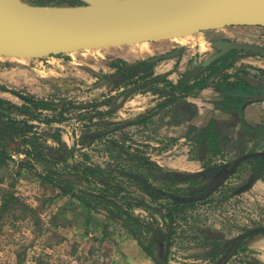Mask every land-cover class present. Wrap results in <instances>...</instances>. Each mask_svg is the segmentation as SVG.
Segmentation results:
<instances>
[{"label":"rangeland","instance_id":"obj_1","mask_svg":"<svg viewBox=\"0 0 264 264\" xmlns=\"http://www.w3.org/2000/svg\"><path fill=\"white\" fill-rule=\"evenodd\" d=\"M24 1L29 2L30 0ZM41 3L50 6L68 5V2L64 0ZM223 35L245 38L264 46V28L238 26L227 27L223 32H202L182 38L84 50L41 59L16 60L0 57V97L6 102L14 105L24 104L22 100L11 95L10 91L3 92V88L29 93L32 98L40 102L42 100L56 104L60 100L72 102L63 113H59L58 109L42 112L37 109L32 110L35 112L33 114L34 119L39 124H34L33 115L30 113L23 116L18 111L8 110L4 114H9L10 117L18 120H29L34 127L28 128L27 136L32 137L34 134H40V139H38L40 144L58 147L54 139L55 136H59L62 140L61 144L67 145L73 151L72 154L68 153L70 157L73 156L72 161H70L72 167H68L65 161L53 163L46 167L14 152L16 159L9 162L8 168L4 172L3 182H0V205L4 192H14L15 196L20 199L21 205L19 206L20 209L16 207L0 219V264H143L147 258L143 248L137 241L128 236L122 224L107 218L104 209H101L103 214H99L84 207L82 201L86 199L85 194L82 195V201L69 194H64L62 189L48 181V172L55 170L61 173L74 174L76 167L84 169L90 165L99 166L107 172L113 173V176L119 181L122 189L111 192L115 195L130 193L132 197H138L136 198L137 201H141L143 193L140 186L134 182L136 181L134 178L127 177L128 174L136 172L137 168L131 166L134 163L132 159L129 160L128 156L122 155L120 148L112 144L111 141H117L120 145L129 147L131 151L143 152L146 157L151 158L154 162L161 161L163 164L181 156L183 152L181 147L183 146L181 145L172 153L164 155L166 147L180 143L177 142L178 140L165 139V137H162L161 140L157 139L161 136L159 132L163 130L166 123L165 120L160 121L161 118L165 117L162 116L164 112L159 109L158 116L151 125L152 131L148 132L144 126L132 125L124 131L111 133L91 142L90 135L97 134L101 130L107 131L110 128L117 130L121 123L124 124V122L134 119L135 114L139 111L133 109L144 108L145 110L155 102L157 107L160 104V101L150 97L152 94L131 96L124 101L126 105L122 107L121 114H114L110 116V119L101 118L99 112L107 110V108L113 109L121 97L119 94H112L116 86L109 89L107 80L100 82L96 74L111 75L113 64L115 66L116 63L125 62V60L130 64L139 59L162 55L182 45L186 48L182 58L160 62L153 69L154 75H151L152 80H158L167 74L169 80L176 81L185 71V64L191 54L201 50L202 58L206 57L213 52L210 46L211 40ZM261 65L264 66V59L252 55V57L239 59L236 62L235 70L243 68L256 75V69L253 68H259ZM235 70L231 69L230 71L234 73ZM156 75L158 79L155 78ZM46 80H51V83L47 84ZM142 81L146 82L145 80ZM68 83L71 84L69 87L72 88L73 86L72 90L59 92L60 89L66 88ZM154 83L157 82L150 84ZM157 86L160 90L163 88L161 85ZM157 86L146 88H151L153 92L152 88ZM163 92L159 91V93ZM116 95H119L120 98L118 97L110 106L100 105L101 102ZM211 98H216V96L207 92L204 96L199 94L192 99L206 100ZM85 104H95V106L93 109L90 107L87 110L91 117L81 118V115L86 113L83 110ZM170 113L166 116H172ZM104 119L108 120L109 124L102 126V128L99 124ZM167 122L170 121L167 120ZM151 133L157 141L155 142L157 146L154 147L155 153L153 151L154 154L148 156L152 150L147 147L146 141ZM186 143L183 142V144ZM242 143L241 138L233 141L231 138L228 139L225 145L226 153L232 155L238 150L240 151ZM45 168H50V170ZM142 173L147 174L146 171ZM98 186L103 188L102 184ZM232 188L229 187L227 191L224 190L223 193H219L218 199H215L216 197L211 198L210 200L213 201L207 204H198L194 208H189L187 220L177 221L172 238L173 245L166 257L167 264H208L204 256L207 252L206 244L194 236L193 230L196 232L199 230L204 238L209 239L220 235L229 237L237 233L240 227L231 226L233 223H230L227 217L231 214L235 223L244 215V210L241 211L243 208L238 207L241 205L235 206L224 200L226 193ZM73 189L75 192L86 190L79 184H75ZM88 192L97 194L95 191ZM189 195L190 193L187 192L185 197ZM165 199L160 201L161 204H165ZM114 200V203L121 201L116 200V197ZM131 202L136 203L134 200ZM151 205L153 206L151 210L133 207L132 212L147 222H158L160 227L166 229V222L158 213L157 205L155 203H151ZM110 208L116 212L119 210L115 206H110ZM251 210L254 211L255 209ZM167 212V209L162 211L164 214ZM254 241L250 246L258 244L263 247V250L248 249L247 263L254 264L255 261H258L259 264H264V240L257 237ZM151 259L153 260V258ZM151 264L157 263L153 260Z\"/></svg>","mask_w":264,"mask_h":264},{"label":"trees","instance_id":"obj_2","mask_svg":"<svg viewBox=\"0 0 264 264\" xmlns=\"http://www.w3.org/2000/svg\"><path fill=\"white\" fill-rule=\"evenodd\" d=\"M236 58L237 56H234L233 61L229 64H226L228 60H222L224 63H221L219 66L216 64H211L207 67L201 66V71L207 73V75L199 80L196 79L193 84L189 83L192 80V72H187L184 75V79L179 82V86L167 80L166 76H162L158 80L149 81L151 83L157 82V84L165 83L164 86L166 88L169 87L172 91L182 90L185 94H189L193 90L195 91V88L204 89L212 84L214 88L223 92V101L220 102V107L223 111L242 117L248 105L256 101H264V69H257L258 76H253L243 68L238 69L234 74L223 73V71L232 67ZM218 73H221L220 78L211 83L210 79L214 78ZM163 89L165 90V88L161 90L160 88H152L153 92H163ZM7 105H10V103L0 97V182H3L4 172L8 168L9 162L12 161L14 152L23 153L33 161L46 167L61 161H65L68 167H72L70 159L73 156L70 157L68 153L72 154L73 151L69 150L65 144H62L61 149L42 145L36 137L20 138L19 133L22 131L20 127L21 123L14 119L5 120L8 118L4 114L9 110V108H6ZM42 107L46 108L44 105ZM225 123L226 121L209 118L204 126L196 132L194 136L196 151L194 153L204 165V171L196 173V175L182 172H168L143 156H135V153L129 147L120 145L117 141H111L112 144L120 148L122 155L128 156L129 160L131 158L132 161H136V163L131 165L137 168L136 172L128 174L127 177L130 179L134 178L138 186H140L143 193L141 201H137L136 198L138 197H132L130 193L126 195H113L111 191H119L121 186L116 177L113 176V173H109L99 166H89L86 169L76 167L74 174L61 173L50 170V168H45L46 170H50L47 179L57 188L62 189L64 194H69L80 201L83 200L82 195L85 194L86 199L82 201L84 207L89 211L99 214H103L101 209H104L107 218L122 224L128 236L141 245L148 257L153 258L157 264H167L166 257L173 245L172 238L174 237L177 221L187 220L189 208L213 201L209 200L210 196L225 186V183L239 173L240 168L243 166L251 169L253 178L245 182L240 192L246 187L248 188L252 182L264 176V153L251 155L246 160L238 157L232 162H216L215 159L223 155L222 140L229 131V127H226ZM236 124L231 122V126ZM241 125L248 134H252L260 128L264 131V124L255 128H250L245 124ZM99 137L97 135L94 137L90 135V140L93 142ZM55 140L61 143L59 136H55ZM135 157H137V160H135ZM81 170L82 172H80ZM143 171H146L147 174L142 173ZM70 176L71 178L72 176L77 177L81 181L82 186L85 185L83 187L86 190L75 192L73 189L75 184L69 178ZM96 182L102 184L103 188H99ZM87 190L95 191L97 194H91ZM188 191L191 192L190 196L185 197ZM115 197L116 200L121 201L114 203ZM164 197L170 198L172 202H168L166 205L158 203ZM149 199L153 202H149ZM131 200L136 201V203H132ZM20 202V199L15 196L14 192H4L1 198L0 219L12 209L16 207L20 209ZM151 203H156L158 213L161 215L162 220L166 222V229L160 227L158 222H147L133 214V207L144 210L153 209ZM110 206H115L119 210L116 212ZM164 209L168 210L167 214L162 213Z\"/></svg>","mask_w":264,"mask_h":264},{"label":"water","instance_id":"obj_3","mask_svg":"<svg viewBox=\"0 0 264 264\" xmlns=\"http://www.w3.org/2000/svg\"><path fill=\"white\" fill-rule=\"evenodd\" d=\"M78 1L74 5L46 6L0 0V57L41 59L182 38L232 26L264 28V0ZM214 47L219 53L205 65L232 50L264 58V47L253 44L217 41ZM232 253L220 264H225Z\"/></svg>","mask_w":264,"mask_h":264},{"label":"flooded vegetation","instance_id":"obj_4","mask_svg":"<svg viewBox=\"0 0 264 264\" xmlns=\"http://www.w3.org/2000/svg\"><path fill=\"white\" fill-rule=\"evenodd\" d=\"M22 1H24V0H22ZM30 1H32V2H30ZM30 1L29 2L24 1V2L31 4V5H44L41 2H45V1L52 2L53 0H30ZM60 1H63V0H60ZM64 1L68 2V4H73V5L79 2V1H74V0H64ZM46 6H50V5H46ZM57 6H62V5L59 4ZM232 27H238V26H232ZM241 27H246V26H241ZM260 28H262V27H260ZM225 29L226 28L209 30V31H204V32H209V33L215 32V31H222L223 32ZM225 35H227V34H225ZM225 35L219 36V37L211 40L210 46L212 47L211 50L213 52L211 54L207 55L206 57L202 58L201 50H197L196 53L191 54V56L187 59V62L185 64V71L179 77L178 80H176V81L171 80V79L169 80V78L166 76L167 74L164 75V76H166V79L169 81H172V83H174V85L179 86V82L184 79V75L187 72H192L193 73V76L191 78L192 80L189 83L193 84V83H195L196 79L199 80V79H201L207 75V73H203L201 71V69H200L201 66L207 67V66H210L211 64H216L217 66H219L221 63H224L222 60H228L226 62V64H229L233 61L234 56H237V58L233 62L232 67L226 71H223V73L234 74L238 69H240V68H238L237 70H235L236 62L239 59H242L245 57H252V55L260 57L256 54L244 53V52L232 50V51H229L228 53H226L225 55L215 59L212 62H210L209 64L205 65V63L208 59H210L212 56L219 53V50H217L214 47V43L217 41L247 43V44H253L256 46L264 47L260 44L253 43V42H251L245 38L242 39V38H238V37H230V36H225ZM199 43H198V45L201 46ZM181 46H177L173 50L165 52L162 55L151 57V58H144L143 60L139 59V60L134 61L133 63H130V64L128 62H126V60H125V62L116 63L115 66L113 64V67H112L113 72L111 75H108V76H104L102 74H96L97 78L100 82H104L105 80H107V83L109 84V89L112 86H116V88L112 92V94L113 95H114V93L119 94L121 97V100L113 106V109L109 110L107 108V110H102L99 112V115L101 116V118L110 119V116H113L114 114L115 115L119 114V113L121 114L122 107L126 105V103H124V101L127 100L128 98H131V96H142V95L145 96V95L152 94V95H150V97L160 101V104L157 107L156 106L157 104L155 102V103H153V104H155L154 107H149V108H146L145 110H144V108L133 109V110L139 111L135 114L134 119L129 120V122H124V124L121 123V125L118 126L119 128L118 127H117L118 129L116 128L117 130H115V128H110L107 131L101 130L97 134L93 135V137L95 135L100 136L99 138H97L95 140L106 137L111 133L124 131L132 125L137 126V127L144 126V129H147L148 124L158 116L157 115L158 109L160 111L164 112V114L162 116L165 117V118H161L160 121L165 120L166 123H169V122H167V120L170 121L171 124L176 123L177 121H178L177 123L181 124V123H187V122H191L193 120H196L199 117V113H198L199 109L196 105H194V103H192V101H197V100H194L192 98H195L196 96H198L199 94H201L205 90H208V92H211V94L216 96V98H211V99H206V100L201 99V101H203L206 104H212L215 111H220V113H225V114L231 115L232 120H222V118L220 119L219 115H216L217 113L214 110L213 111L211 110L210 112H208L205 120H203L202 124L199 127H195V126L189 127V133H191V136L187 137V141H190L189 145L191 146L189 158H191L195 161L198 160L202 166L201 170L199 172H196V173L203 172L204 171V167H203L204 165H203V162L200 160V158L196 157V155L194 153V151H196L194 136H195L196 132L204 126L207 119H209V118L215 119L218 121H226L225 126L229 127L228 133L226 134V136H224V138L222 140V142H223L222 149L224 150L223 155H220L219 157H217L215 159L216 162H225V163L232 162V161L236 160L238 157L242 160H246L251 155L264 153V131L260 128L258 131L254 132L252 134L246 133L241 124H245L250 128H255V127H257V125L249 124L247 121H245L244 113H243L242 117H239L234 113L224 112L223 109L220 107V102L223 101V92L214 88L212 84H210L209 86H207L204 89L195 88V91L193 90L189 94H185L184 92H182V90L181 91H178V90L172 91L169 87L166 88L164 86L165 83L150 84L151 81H149V80H152L151 75H154L152 72H153L154 67L157 64H159L160 62H162L164 60H168V59L179 60L180 58H182V56L184 55V53L186 51V48H184L183 46L181 47ZM178 50H180L179 54L175 55L174 57H170V55H173ZM260 58H262V57H260ZM123 59H125V58H123ZM262 59H264V58H262ZM246 67H248V66H246ZM248 68H251V67H248ZM231 69L235 70V72L234 73L231 72L230 71ZM253 69H256V75L258 76L259 74L257 72V69H263V68H253ZM246 71L250 72L249 70H246ZM220 75H221V73L216 74L214 76V78L210 79V82L212 83L214 80H218L220 78ZM252 75L254 76V74H252ZM155 78L158 79V76L156 75ZM147 79H149V80H147ZM142 80H145L146 82H143ZM49 83H51V80L47 81V84H49ZM107 83H105V84H107ZM69 85H71V84L68 83V86L64 89H60L59 92H65V90L71 91L73 86L71 88V87H69ZM157 85H161L163 88H165V90L167 92H163V93L152 92L151 88L150 89L146 88V87L157 86ZM166 86H168V85H166ZM144 87H145V89H143ZM156 88H159V87L157 86ZM3 90H4L3 92H9L10 91L11 95L15 96L16 98H19L20 100H22L24 102L23 105H14V104L10 103V105L6 106V108H9V110L18 111L23 116H27L28 113H30L32 115L35 114V112H32V110L34 111L36 109L39 112L47 111L50 109L51 110L58 109L59 113H63L67 109V107H69L72 104V102H70L68 100H60V102H58L57 104L56 103H50L47 100H45L44 102L42 100V102H40L39 100H35L34 98H32L29 93L26 94L23 92H16L15 90L13 91V90H9L7 88H3ZM165 90L163 89V91H165ZM256 93H258V92H256ZM119 95L118 96L117 95L112 96L110 99H108L104 102H101L102 104H100V105H102L104 107L110 106L113 101L117 100ZM256 102H253V103H256ZM258 102H261V100ZM42 105H44L46 108H43ZM93 106H95V104H93V105H86L85 104L83 110L86 113H84V115H81V118L91 117V114L87 113V110L90 107L93 109ZM141 111H143V112H141ZM169 113L172 114V116H166ZM7 115L6 116L8 118L5 119L6 121H8L10 119H14V120H17L18 122L21 123L20 127L22 128V131L19 133L20 138H22V139L23 138H31V137L27 136L28 128L32 129L34 126L32 124H30L29 120H18L17 118L10 117L9 114H7ZM216 116H219V117H216ZM33 117L35 118L34 115H33ZM126 121H128V120H126ZM49 122H52V121H49ZM231 122L237 123V124L234 126H231ZM34 124H39V122H37L34 119ZM108 124H109L108 120L104 119L101 122V124H99V126L104 127V125H108ZM262 124H264V123H262ZM231 129H234V132L232 135H234L236 130H238L237 140H239V138H241L243 140V143H242V148L240 149V151L238 150V152H236L235 154L229 155L226 153L225 145H226V141L228 139H230V137H229L230 133L229 132ZM32 137H36V138L40 139V134H36V135L34 134V136H32ZM55 142L58 144L57 148L62 147V144L60 142H57L56 140H55ZM147 145H148L147 147H150L149 144H147ZM67 148H68V146H67ZM137 151H135V150L132 151L133 153H135V156H143L144 158L148 159L150 162L156 164L157 166L161 167L164 170H167L168 172H181V171H177V170H169L167 168H164L161 165H159L158 162H154V160H152L151 158L146 157L143 152H140V151L137 152ZM20 154L24 158H29L23 153H20ZM148 156H149V154H148ZM12 158H13L12 161L14 159H16L14 154L12 155ZM135 160H137V157H135ZM31 161H33V160L31 159ZM70 161H72V160L70 159ZM133 162L136 163V161H133ZM90 166H92V165H90ZM87 167H89V166H87ZM86 168H84V169H86ZM80 172H82V170ZM182 173H189V172H182ZM196 173L191 172V174H195V175H196ZM69 178H71V176ZM252 178H253V173H252L251 169L247 166H243L242 168H240V172L237 173L235 176L231 177L225 183V186H223L220 190L216 191L212 196H210V199L211 198L213 199L215 197H216L215 199H218L219 193H223L224 190L227 191V189L229 187H233L234 189L232 188V190L230 189V191H228V193H226L224 200H227L226 198H228L229 196H232L234 194L245 193V192L251 190L255 186V183L257 181L263 179L264 176L261 179L255 180L254 182H252L250 184V186L248 188L246 187L245 189H243L242 192H240V189H241V187H244L245 182L252 180ZM71 180L74 184H79L82 186L81 181L77 177L72 176ZM134 182H136V181H134ZM96 183L98 184V182H96ZM83 186H85V185H83ZM120 190H121V187H120L119 191ZM188 192L191 193L190 191H188ZM181 194L183 195V193H181ZM113 195H114V193H113ZM186 195H187V192H186ZM191 196H192V194H191ZM164 198H166L164 200L165 201L164 205L168 204V202H172L170 198H168V197H164ZM162 200L163 199H160L158 201V203L161 204L160 201H162ZM149 202H153V201L151 199H149ZM142 210H144V209H142ZM231 226H239L240 231L238 230L237 233H235L234 235H230L229 237H224V236L220 235V236H216L212 239L204 238V235L199 230H197V232L195 230H193L194 236H196V238L200 242H204V244H206L205 246L207 247V252L204 254V256L207 259L208 264H220L221 261L232 251H233V253L229 257V259L225 262V264H250V263H247L248 249L251 247L250 244L255 242L254 240L257 237H259V238L264 237V224L257 223V224H253L251 226H242V225L236 224V222H235ZM214 233L218 234L217 232H214ZM240 238H242V240L237 244V246L235 248L234 246L236 245L237 241ZM254 264H258V261H255Z\"/></svg>","mask_w":264,"mask_h":264},{"label":"crops","instance_id":"obj_5","mask_svg":"<svg viewBox=\"0 0 264 264\" xmlns=\"http://www.w3.org/2000/svg\"><path fill=\"white\" fill-rule=\"evenodd\" d=\"M259 68H263L264 66H259ZM208 90H205L204 92L201 93V96H204L205 93H207ZM192 103H194V105H196L199 109V117L196 120H193L191 122H187V123H165V127L163 128V130L161 132H159V134H161V136H159L157 139L161 140L162 137L165 139L166 138H170L172 140H178L177 142H179L180 144H176L175 146H169L166 147L164 149L165 153L164 155H167L168 153H172L173 151L177 150L178 148H180V146L182 145V154L179 157H176L174 160H170V162H165V164H163L161 161H158V164L161 165L164 168H167L169 170H177V171H181V172H189V173H196L199 172L202 168L201 163L198 160H193L191 158H189V153H190V149L191 146L189 145L190 141H187V137L191 136V133H189V127L190 126H195V127H199L203 120H205L208 112H210L211 110L215 111V109L213 108L212 104H206L201 100H197V101H192ZM155 104H152L150 107H154ZM217 114L220 116V119L222 118V120H232L231 115L229 114H225V113H220V111H215ZM216 116V117H219ZM244 117L245 120L249 122V124H253V125H257L259 126L260 124L264 123V101L261 102H256V103H252L250 105H248L244 111ZM154 120V119H153ZM153 120L148 124L147 126V131H152L151 130V125L153 124ZM234 132V129L230 130V138L231 141L233 140H237V132L238 130H236L235 134L232 135ZM151 136L147 139L146 143L150 145V147H148L149 149H151L152 151H150L149 155H153L155 153V149L154 147L157 146V141H155L152 133L150 134ZM153 137V138H152ZM156 139V140H157ZM188 142L187 144H183V142ZM182 143V144H181ZM154 151V153H153ZM158 153V152H157ZM162 158V155H160ZM227 201L229 203H231L232 205H241L238 207L243 208L241 211H243L244 215L240 218V220L236 221V224L238 225H242V226H251L253 224H257V223H262L264 224V178L257 181L255 183V186L245 192V193H240V194H234L232 196H229L228 198H226ZM227 202V203H228ZM251 209H255L254 211ZM242 213V212H241ZM228 218V221H230L231 223H234L232 218H231V214ZM262 240H264V237H260ZM249 249L251 250H255V251H262L263 247L255 244L252 245ZM146 254V253H145ZM147 258L143 261V264H151L153 263V260L148 257L147 255H145ZM259 264V263H258Z\"/></svg>","mask_w":264,"mask_h":264},{"label":"bare ground","instance_id":"obj_6","mask_svg":"<svg viewBox=\"0 0 264 264\" xmlns=\"http://www.w3.org/2000/svg\"><path fill=\"white\" fill-rule=\"evenodd\" d=\"M146 1V0H145ZM16 60H20V59H16ZM21 60H23V59H21Z\"/></svg>","mask_w":264,"mask_h":264}]
</instances>
